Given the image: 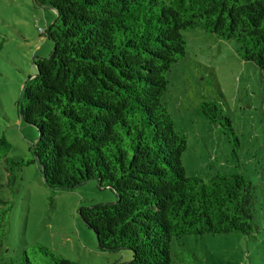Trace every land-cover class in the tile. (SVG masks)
<instances>
[{"label":"trees","instance_id":"1","mask_svg":"<svg viewBox=\"0 0 264 264\" xmlns=\"http://www.w3.org/2000/svg\"><path fill=\"white\" fill-rule=\"evenodd\" d=\"M36 1L56 13L44 30L53 49L33 58L36 71L15 110L38 137L32 158L16 159L0 135V191L12 189L16 172L34 162L52 191L91 180L109 188L113 201L77 210L100 251H131L130 259L109 264H174L172 239L251 235L254 187L240 169V141L221 103L202 100L195 112L227 138L236 171L204 179L185 174L186 136L161 100L166 73L185 54L183 30L232 40L240 59L264 70V0ZM11 208L0 196V264H77L39 242L7 256Z\"/></svg>","mask_w":264,"mask_h":264},{"label":"rangeland","instance_id":"2","mask_svg":"<svg viewBox=\"0 0 264 264\" xmlns=\"http://www.w3.org/2000/svg\"><path fill=\"white\" fill-rule=\"evenodd\" d=\"M55 16L51 7L36 0H0V135L16 159L32 158L38 133L18 118L15 102L25 79L36 71L33 58L47 57L53 49L44 30ZM182 35L185 54L166 73L161 101L186 136L181 155L185 174L205 179L217 171H236L227 138L195 112L202 100L221 103L240 141V169L254 187L257 227L248 236L232 232L172 239L171 258L174 264H264V70L240 59L232 40L200 28L183 30ZM5 174L0 166L1 182ZM0 196L12 202L3 244L7 256L39 242L77 264L131 257L129 250L100 251L93 231L78 214L81 205L115 199L94 180L70 191H52L34 162L22 166L12 189L3 187ZM181 253L187 262L177 260L175 254Z\"/></svg>","mask_w":264,"mask_h":264}]
</instances>
